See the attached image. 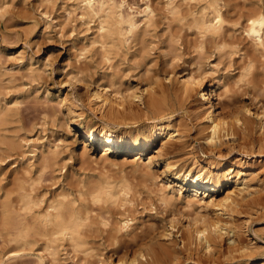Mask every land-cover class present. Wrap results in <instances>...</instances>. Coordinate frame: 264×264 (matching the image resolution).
Wrapping results in <instances>:
<instances>
[{
  "label": "rangeland",
  "instance_id": "1",
  "mask_svg": "<svg viewBox=\"0 0 264 264\" xmlns=\"http://www.w3.org/2000/svg\"><path fill=\"white\" fill-rule=\"evenodd\" d=\"M115 1L121 4L126 13L136 18L139 28L119 54L107 59L100 50V44L94 42L99 38L98 20L95 17H81L79 0H0V3L3 2L0 8V106L12 108L9 120L0 125L1 138L7 141L0 142V186L4 189L11 187L14 171L22 170L29 160L34 163L32 174L37 183L36 191L44 194L46 201L56 198L61 192H65L68 198L77 197V188L82 181L94 183L107 179L118 187L125 183L129 185L130 203H104L105 212L100 205L93 206L94 214L104 212L112 223L129 219L128 230L118 232L115 237L108 234L113 224L106 230L105 227L94 226L92 251L107 262L117 260L120 254L133 256L138 247L136 245L145 240L160 249L163 247L161 245H164L163 249L166 245H172L170 239L159 236V230L164 223L168 224L174 214L184 224L205 212L212 215L211 209L199 203L188 205L186 190L183 195L173 194L170 186L176 188L179 184L172 180V172L165 169L164 158L178 160L177 166L184 165L185 168L196 165L192 153L202 163L208 160L215 164L222 163L225 170L240 165L244 168L259 167L260 172L256 175L259 176H255L251 182V190L259 191L246 193L245 198H264V148L259 152L256 146L252 154L250 146L252 140L256 141L261 135L264 137V133L254 125L248 133L235 128L236 140L231 137L221 150L210 152L203 137L200 141L195 139L204 135V132L197 133L196 119L192 115V104L197 94L180 104L173 96L165 100L160 98L158 86L153 85L154 90H148L145 103L135 107L136 117L125 120L132 128L151 121L156 114H153L152 108L148 109L153 99L152 91L158 94L155 96L158 97V104H154L157 105L156 111H161L162 107L166 109V105H177L173 112L174 123L185 133L186 142H181L175 151L167 155L161 152L150 165L147 164V157L161 149L160 142L144 151H124L116 155L117 152L110 149L111 153L106 158L100 157L103 147L83 155L81 132H69L65 128L62 119L64 109L57 102L61 98L74 100L83 108L84 122L88 126L98 128L108 120L111 126L116 127L118 122L124 120L104 118L99 110L89 106L86 85H105L113 74H117V84L121 88H143L157 76L163 78L164 72L170 68L179 77L186 69H196L203 72L208 87L213 82L216 100L221 92L220 102L225 109L244 104L253 111L255 104L264 103V47L253 44L245 34V27L249 17L257 16L260 10L264 12V0H218L227 22L219 34L206 35L194 24L195 17L200 14L198 9L203 6L199 2H192L193 6L191 3H187V6L185 2L180 7L183 11L174 14L168 0ZM147 5L154 10L150 24L144 21ZM30 66L34 68L33 72H30ZM8 70L13 73L12 77ZM227 102L229 106H226ZM6 103L9 105H3ZM119 126L126 127L124 124ZM246 139L251 142H243ZM49 142L58 145V162L52 163L47 171L45 169L46 172L39 179V152ZM33 149L38 152L32 158ZM163 190L168 192L167 202L160 199ZM259 207L260 210L253 213L247 207L240 206L230 220L241 228L242 242L253 246L252 252L233 251L211 260L204 255L198 243L185 242V245L177 232L173 231L171 238L178 242L175 246L179 249V259L174 264H263L264 207ZM224 218L228 216L224 215ZM225 237L221 241L222 250L232 243ZM42 238L32 237L33 243L20 249L19 256L14 257L10 253L19 247L9 241L0 222V264H81L84 259L92 260L82 252L72 251L67 245H59L54 254L45 248ZM163 241L167 244H163Z\"/></svg>",
  "mask_w": 264,
  "mask_h": 264
},
{
  "label": "bare ground",
  "instance_id": "2",
  "mask_svg": "<svg viewBox=\"0 0 264 264\" xmlns=\"http://www.w3.org/2000/svg\"><path fill=\"white\" fill-rule=\"evenodd\" d=\"M79 1L81 3V17L84 19L95 17L98 20L97 33H99V38L95 39L94 42L100 44V50L103 51L105 58L112 59L113 55L120 53L122 47L128 43L139 28L136 18L126 13L121 4L115 0ZM185 2L186 4L191 3L192 6V2H199L203 5L198 9L200 14L195 17L194 23L201 33L206 35L221 32L227 22V16L221 11L218 0H168L170 9L174 14L183 11L180 10V7ZM2 3H0L1 9ZM189 13L193 12L190 11ZM153 17L154 10L147 5L144 10L145 23L150 24ZM245 34L256 47H264V12L262 10L257 16L248 18ZM29 70L33 72L34 68L30 66ZM8 72L12 77L13 73L10 70ZM111 77L109 83L97 87L86 85L85 90L89 106L99 110L104 118H121L124 120L118 122L116 127L111 126L108 120L103 121L98 128L88 126L84 122L83 108L74 100L61 98L57 101L59 107L64 109L62 119L65 128L69 132L72 130L81 132L82 140L80 141L83 144V155H89L90 150L103 147L100 157L106 158L111 153L110 149L117 152L116 155L124 151H144L152 148L156 142H160L161 149H158L156 154L147 157V164L150 165L161 152L167 155V153L178 148L181 142H186L185 133L183 134L179 125L174 123L173 112L177 105L170 107L166 105V109L162 107L161 111L159 109L156 111L157 105L154 104H158V97H155L158 94H155V91H152L154 97L151 96L153 98L151 104L148 103L150 101L146 102L150 104L147 105L149 107L147 108H152L153 114L156 113L151 121L147 125L135 128L129 127V123L125 121L128 118L136 117V106L140 107V104L145 103L146 95L149 94L148 90H154L153 85L158 86L160 98L165 100L166 97L173 96V98L178 99L180 104L197 94L196 100L194 99L195 102L192 104V115L196 119L197 133L204 132V135L197 136L195 139L200 141V138L203 137L210 152L221 150L226 140L231 137L236 140L235 128H240L244 133H248L254 125L261 129V133H264V103L262 105L255 104V110L252 111L250 107L244 104L230 108V104L227 102L226 106L229 108L225 109V105L220 102L221 92L219 96L217 95L219 99L216 100L213 82L208 87L204 81L203 72L196 71V69H186L185 73L179 77L170 68L164 72L163 78L157 76L158 78H154L143 88L128 85L126 88H121L117 84L118 75L113 74ZM11 110L10 106H0V125L9 120ZM122 124L126 127L119 126ZM1 136L2 133H0V142H7ZM243 142H247V139ZM250 144H252L250 145L252 154L256 146L260 152L264 148V137L261 135L256 141L252 140ZM32 151L31 157L33 158L37 156L38 150L33 149ZM58 152V145H52L50 142L45 144L44 149L40 150L38 158L41 168L39 179L52 163L58 162H56ZM192 159L196 165L185 168L184 165L177 166L179 165L178 160H170L169 157L164 158L165 169L172 172V180L179 184L176 188L168 185L173 194L175 192L183 195L184 190H186L188 205H192L194 202L199 203L203 207L211 209L212 215L206 212V214L200 213L201 215L195 216L184 224L174 214L168 220V224L164 223L162 229L159 230V236L162 239H170L172 245H166V241H163L162 243H166V247L163 249L164 245H161L163 247L160 249V247H156V245L145 240V242L142 241L136 245L138 247L133 256L128 257L120 254L121 256L119 255L117 260L111 262H107L100 254L92 251L94 250L92 246L94 235L92 236V234L96 225L105 227L106 230L109 225L113 224L112 230H108L111 237H115L118 232L128 230L129 219H119L112 223V219L110 220V217L104 215L103 204L120 202V205H125L130 203L131 200L128 198L129 185L126 183L122 186L118 184V187L107 179L94 183L82 181V184L80 183L77 188L79 192L77 197L68 198L65 192H61L56 198H48L46 201L47 198L44 197V194L36 191L35 184L37 183L32 174L34 163L29 160L22 170L14 171L11 187L4 189L3 186H0V222L5 234L9 236V241L14 242L19 247L18 250H13L10 254L14 257L19 256L20 252L18 253V251L20 249L33 243L32 237L40 236L44 238L45 248L54 254L59 245H67L72 251L82 252L93 260L85 257L87 259H84L81 264H174L179 259V249L175 246L178 242L171 238L173 231L177 232L184 244L185 242L188 244L198 243L204 250V255H208L211 260H215L220 254L232 253L233 251L252 252L254 247L242 242L241 228L230 220L238 212L240 206H245L247 210H252V212H258L259 206L264 207L262 196H256L250 200L245 198L246 193L259 191V189L251 190L253 187L251 182L260 172V168H244L243 165H240L225 170L222 163L215 164L210 160L202 163L203 161H200L193 153ZM202 188L212 192H203ZM167 193L163 190L160 197L163 202H167ZM44 200L46 204L43 206ZM94 204L100 205L104 212L94 214ZM224 215H227L228 218H224ZM230 232L233 233L232 236L229 235ZM225 235L232 243L227 245V249L222 250L221 241ZM195 263L198 264V262Z\"/></svg>",
  "mask_w": 264,
  "mask_h": 264
}]
</instances>
